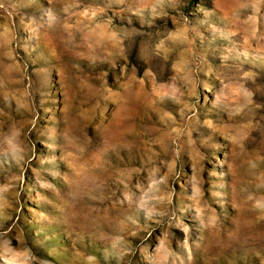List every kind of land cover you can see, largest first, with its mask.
Here are the masks:
<instances>
[{
    "label": "rangeland",
    "instance_id": "obj_1",
    "mask_svg": "<svg viewBox=\"0 0 264 264\" xmlns=\"http://www.w3.org/2000/svg\"><path fill=\"white\" fill-rule=\"evenodd\" d=\"M0 264H264V0H0Z\"/></svg>",
    "mask_w": 264,
    "mask_h": 264
}]
</instances>
